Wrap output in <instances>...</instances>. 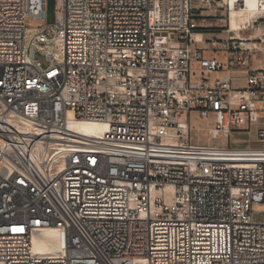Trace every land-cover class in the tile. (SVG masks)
<instances>
[{
  "label": "built area",
  "instance_id": "1",
  "mask_svg": "<svg viewBox=\"0 0 264 264\" xmlns=\"http://www.w3.org/2000/svg\"><path fill=\"white\" fill-rule=\"evenodd\" d=\"M45 2L0 0V264H264L251 209L264 204V148L191 144L192 111L213 116L210 137L264 116L262 64L234 89L235 70L210 80L222 64L190 45L193 2H225L57 0L50 26ZM223 46L264 51V0ZM69 116L105 127L70 136ZM49 228L58 249L40 254L31 237Z\"/></svg>",
  "mask_w": 264,
  "mask_h": 264
},
{
  "label": "rangeland",
  "instance_id": "2",
  "mask_svg": "<svg viewBox=\"0 0 264 264\" xmlns=\"http://www.w3.org/2000/svg\"><path fill=\"white\" fill-rule=\"evenodd\" d=\"M57 0H46L45 2V14L43 19L44 25H52L55 23V4ZM224 2V1H223ZM228 6L226 7L222 2L216 4L198 5L193 2L192 20L196 23L197 29L200 33H203V42H190V45L195 50L202 51L204 57H215L221 64L222 69L218 72H212L209 74L210 80L223 77L228 69L231 71V88H247L246 74L242 73L241 69H245L247 66L256 68L260 64L264 66V51L247 52L239 51L236 55L224 48L223 44L229 39L233 38L234 34L227 32L228 27ZM25 23L28 27L35 26L34 18L27 16ZM253 33L252 30L242 31L243 36ZM47 37H51L53 33L51 31L46 32ZM216 40L217 44L212 45V41ZM36 58H38L42 65H46L44 57L36 52ZM240 57L245 61V65L238 66L236 63L237 57ZM191 68H197L196 63H191ZM198 73L190 74V81L194 82L198 78ZM255 109L259 112L264 111V100H254ZM190 137L191 144L193 145H205L213 146L216 148H229V149H260L264 148V141L260 140L259 130L264 129V116L257 118L253 123L249 124L246 121L244 124L231 125V131L227 136L223 135L221 131L216 137H210L207 128H213V116L208 119V124L204 119L198 117L196 111L190 113ZM253 219L255 221L264 220V204L253 203L252 204Z\"/></svg>",
  "mask_w": 264,
  "mask_h": 264
},
{
  "label": "bare ground",
  "instance_id": "3",
  "mask_svg": "<svg viewBox=\"0 0 264 264\" xmlns=\"http://www.w3.org/2000/svg\"><path fill=\"white\" fill-rule=\"evenodd\" d=\"M230 10V26L231 31L234 34L237 33L238 28L246 23L254 21L257 15L258 5L260 0H241L244 8L237 9L235 8L236 1L240 0H223ZM263 32V29L257 30L256 34ZM195 39L198 42L202 41V34L200 32L194 33ZM1 110V106H0ZM17 126L26 127L33 129V126L24 119L14 120ZM105 124L100 122H91V121H77L69 116L67 120L66 129L69 132L70 136H95L99 135ZM39 143V141H37ZM41 147V144H39ZM45 148H47L45 146ZM60 234L59 231L55 228L42 229L38 232L33 233L31 237L32 248L34 251L40 254H47L56 252L59 246Z\"/></svg>",
  "mask_w": 264,
  "mask_h": 264
},
{
  "label": "trees",
  "instance_id": "4",
  "mask_svg": "<svg viewBox=\"0 0 264 264\" xmlns=\"http://www.w3.org/2000/svg\"><path fill=\"white\" fill-rule=\"evenodd\" d=\"M196 32H201V31L197 29Z\"/></svg>",
  "mask_w": 264,
  "mask_h": 264
}]
</instances>
